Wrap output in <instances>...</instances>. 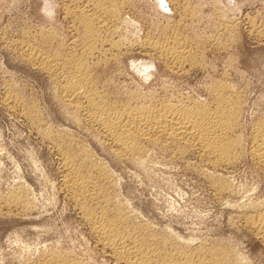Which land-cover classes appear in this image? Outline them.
Wrapping results in <instances>:
<instances>
[{
    "label": "rangeland",
    "instance_id": "obj_1",
    "mask_svg": "<svg viewBox=\"0 0 264 264\" xmlns=\"http://www.w3.org/2000/svg\"><path fill=\"white\" fill-rule=\"evenodd\" d=\"M108 1L103 4L120 17L110 30L115 29L121 48L111 51L104 44L106 55L94 56V73L90 72L106 99L126 105L127 101L148 104L172 97L209 107L217 86L223 84L239 102L236 129L243 150L231 168L216 172L193 150L181 156L166 148H151L144 167L131 159H118L98 131L70 120V111L58 100L55 82L26 61V47H37L48 55L58 53L51 54L57 58H63L69 48L80 50L83 30L73 15L65 14V1L0 0V200L20 185L32 199L27 212L8 213L0 208V264H39L47 253L77 264H116L63 191L55 151L61 142V147L68 144L71 156L89 155L93 167L88 165L84 171L94 175L101 164L110 173L114 184L105 179L100 184L118 206H125V215L136 216L135 222L147 223L159 236L172 230L185 239H197L196 243L221 244L245 257L247 264H264V245L244 224L253 209L241 207L264 204V173L248 153L250 132L264 120V39L255 36L249 22L264 24V0ZM178 34L199 48L190 61L193 64L189 62L181 72L139 48L138 42L147 37L161 41ZM6 94L19 98L25 108L33 107L37 117L8 108L2 102ZM77 155L75 159L80 158ZM213 174L231 185V194L222 196L216 190Z\"/></svg>",
    "mask_w": 264,
    "mask_h": 264
},
{
    "label": "bare ground",
    "instance_id": "obj_2",
    "mask_svg": "<svg viewBox=\"0 0 264 264\" xmlns=\"http://www.w3.org/2000/svg\"><path fill=\"white\" fill-rule=\"evenodd\" d=\"M63 1H65L66 5H64L65 14L73 15L74 21L83 30L82 36L80 35L81 41H79L81 47L78 46L80 50L76 51L75 47L74 50L69 48V52L65 56L62 55L63 58L60 57L62 59L56 57L58 53L54 52L55 56L51 55L53 52L48 55L46 51L45 53L33 46L26 47L24 52L26 61L31 64L32 68L44 71L51 78L50 80L55 82L60 97L58 100H61L64 107L70 111V120L78 125L84 123L91 130L98 131L102 136V140H104L103 142L106 143L107 149L117 158L128 159V161L131 159V161H135L142 167L145 165V157L149 154V150L160 147L172 150L175 155L181 156L184 155L183 153L189 152V150L196 151L200 160L207 163L214 171L231 168L236 159H238L237 157L240 156L239 153L243 150L241 149L242 141L239 140L236 129L239 117L237 104L239 102H236V97L229 95L231 89L229 90L223 84L220 87L217 86V92H214V99H211L213 102L209 107L197 106L194 105L195 103H193V106L189 101L187 103L177 100L176 96H173V99L174 97L176 99L172 100V97H170L171 99H168V101H157V99L153 98L156 101L147 102L148 104H127L129 102L127 101L126 105H123V103L119 105L114 103L113 100V102H110L97 89L98 83H94L93 78L91 79L93 76L90 75L94 73L91 70L94 56L101 55L104 44H108L110 49L120 50L121 47L114 37L115 29L114 31L110 30L115 25L114 23L117 22V18L120 17H117V13L112 14L115 11L111 12V8L103 4H108L110 2L108 0ZM112 4L115 6V3ZM249 23L252 24L251 30L253 28L255 36L259 39H264V24L255 26L252 21ZM129 41L131 40H128V43ZM138 43L140 44H138L139 48L143 52L151 53L161 59L164 65L174 72L183 71L186 64L192 61V58L194 59V56L199 51L198 46H192L187 39L179 36V34L161 41H158V39L151 40V38L147 37L142 40V43ZM72 45L75 44L72 43ZM121 46L123 45L121 44ZM105 55L103 54V56ZM90 72L92 73L90 74ZM7 94L2 102L8 108L14 109V111L17 110L31 119L35 118L36 114L33 112V107L32 110L29 109L30 107H27L28 110H26L27 108L24 106L26 104L22 103L23 101H19V98L12 95L7 96ZM164 97L161 99H164ZM187 100L189 99L187 98ZM197 104L199 103L197 102ZM262 121L255 124L252 132H250V145L252 146L248 153L257 167L264 173V120ZM89 127L86 128L88 129ZM61 143L60 146L57 145L55 151L60 157L63 191L66 192L76 206L82 219L81 221L89 226L90 232L97 240V244L116 264H247L246 262L248 261L245 262V257L243 258L241 255L236 254L237 252L234 253L231 249L229 250L221 244L211 245L209 242L208 244L202 240L196 243L197 239H185L171 232L172 230L164 234V236H159L157 235L158 233L154 232L153 227L146 226L147 223H144V225L135 222L137 221V219L135 220L136 216L132 218L127 214L125 215V208H122L124 205L122 207L118 206L119 204L116 202L117 205L114 202L107 187H103L100 184V181L104 179L108 180V184H114L111 181L110 173L104 167H101L100 163L95 168L94 175L88 173L89 170L88 172L84 171V168L88 165L93 167L89 160V155L83 150V153L78 154L80 158L75 159L77 153L75 156H71L72 150L68 152V147L66 148L68 144L64 142L66 146L61 147ZM67 143L70 144L71 142L67 141ZM90 172L92 171L90 170ZM207 174L209 175L210 173L207 172ZM211 176H213L211 179H214L213 184L216 190L222 196L232 193L231 185L223 177L222 179L221 176L215 178L214 174ZM110 190L112 191V189ZM25 191V187L20 185L17 191L9 193L6 198L1 197L0 208L8 211V213L10 211L16 213L18 210H31L32 199ZM261 205L246 203L245 206L241 207L253 209L251 213H254L250 214V216L248 214L244 224L249 227L250 231L264 245V207H262L264 204ZM242 208L238 209L241 210ZM39 264L77 263L69 260V258L61 257V255L47 253V256Z\"/></svg>",
    "mask_w": 264,
    "mask_h": 264
}]
</instances>
